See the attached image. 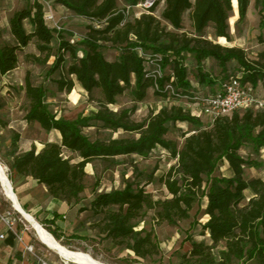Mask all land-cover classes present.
Wrapping results in <instances>:
<instances>
[{
    "label": "trees",
    "instance_id": "trees-1",
    "mask_svg": "<svg viewBox=\"0 0 264 264\" xmlns=\"http://www.w3.org/2000/svg\"><path fill=\"white\" fill-rule=\"evenodd\" d=\"M163 1L164 8L158 14ZM233 1L155 0L148 9L131 18V10H138L136 6L146 0H54L89 22L85 25V36L72 41V34L64 30L57 33L46 25L44 6L39 0H27V6L9 18L15 43H0V93L5 77L19 65V53L34 43L38 54H26V62L43 72L38 80L33 79L31 70L25 73L24 119L28 126L38 123L47 133L58 132L60 138L48 141L41 150L33 146L20 151L22 134L9 128L11 121L0 115V127L11 134L5 146L6 156L2 151L4 138L0 143V156L7 159L13 184L17 176L30 177L45 186L55 200L71 205L88 188V165L97 168L100 164L106 170H114L126 164L127 158L150 159L160 149L174 163L159 176L157 167L146 173L144 181L131 182L122 174L123 184L102 192L98 176L95 197L78 210L92 212L89 231L96 230L99 237L130 251L136 260L150 257L164 264L165 253L155 226L187 222L189 228L183 244L189 242L191 252L172 254L171 257L177 255L182 260L179 264H264V179L244 178L246 167L261 168L264 162L241 154V149L248 146L256 155L264 149V108H242L208 125L179 105L153 110L141 122L133 119L135 107L112 108L118 97L126 93H130L134 102H144L150 89L164 101L197 97L193 95L187 55L194 57L202 85L212 89L220 85L222 91L226 83L237 78L244 86L250 85L254 94L264 84V50L250 57L241 47L208 38V30L213 29L216 38L233 43L230 24L235 16ZM236 1L238 28L247 19L252 0ZM255 7L263 29L264 0H255ZM27 20L31 32L25 29ZM185 21L191 30H185ZM106 50L116 51L118 57L109 60ZM207 59L216 61L223 75L213 79L205 74L202 65ZM155 60L161 65V77L150 74L154 70L150 62ZM231 64L238 74L228 75ZM57 72L59 77L52 79ZM169 84L174 93L166 90ZM77 86L98 104L96 111L69 119L59 115L54 103L44 100L49 95L70 93ZM178 124L193 127L183 130L181 145L176 139L167 138L171 128ZM90 127L114 133L123 131L129 136L93 138L84 132ZM222 159L228 161L232 176L215 175ZM129 162L139 177L143 172L136 169L134 158ZM154 182L166 188L169 197L155 199L147 190ZM149 212H153L155 225L140 226ZM202 218L209 242L196 240L192 233ZM48 230L56 240L61 239L58 232ZM84 236L75 233L72 238ZM223 242L226 248L216 252Z\"/></svg>",
    "mask_w": 264,
    "mask_h": 264
},
{
    "label": "rangeland",
    "instance_id": "rangeland-1",
    "mask_svg": "<svg viewBox=\"0 0 264 264\" xmlns=\"http://www.w3.org/2000/svg\"><path fill=\"white\" fill-rule=\"evenodd\" d=\"M7 0H0V4H6ZM22 0H10V4L12 6L20 7ZM164 8V1L161 3L159 7L158 14L161 13V11ZM139 11L138 10H131V18H135ZM234 15L236 17L234 22H230L231 24V32L233 35V43L235 45H242L243 48H247V53L250 57H255L253 54V46L257 44V39H264V28L261 29L259 26L260 23V14L259 11L255 7V0H252L250 9L248 11L247 19L245 22L240 23L238 28H236L235 23L238 20L237 12L234 11ZM59 24L63 28L61 31L64 30V32H68L73 35L72 41L80 40L85 33V24L86 21L82 19H76L73 16L67 15V13L61 14V19L59 21ZM186 28L185 30L189 29V23L185 21ZM60 31V32H61ZM57 32V31H56ZM58 33V32H57ZM215 31L213 29L208 30V38L212 41L216 40L215 37ZM0 42H11L10 36H0ZM2 44V43H1ZM38 54V51L36 49V46L34 43H31L24 51L19 53V65L17 69L6 79L7 84H4L3 91L0 93L1 101L3 105V109L0 110V115H4V117L13 123V125H9V128L17 130L16 128L20 129V123L24 117H25V92L23 90L24 85V77L27 70H31L33 73V79L38 80L40 78L41 73L43 70L38 66H33L26 62V54ZM106 56L109 60H115L118 57V53L114 50H106ZM186 64L189 67L190 70V79L192 82V85L194 86L195 92H200L202 95L207 97H212L213 92L210 91V88L208 86H202L198 85L197 82L199 81L198 76V70H197V64L192 55L186 56ZM204 67L206 68V71L204 73L213 74V76L217 75H223L221 68L217 64L216 61L210 60L207 63H204ZM208 71V72H207ZM229 74H238L237 69L234 68V64L229 65ZM222 73V74H221ZM59 77V73L57 72L54 74L51 78L57 79ZM204 87V88H203ZM215 87L213 91H216ZM98 95V93H97ZM255 96L257 98H260L259 100L264 101V90L260 88L256 91ZM45 102L47 103H54L55 104V110L58 111L60 116L69 118V119H76L79 115H89L91 112L96 111L98 108V104L95 101H92L88 98L87 94L81 89L80 86H77L72 92L70 93H60L56 96H46L44 98ZM195 100V99H193ZM190 103L186 102V99L182 98L179 100H169L164 101L162 98H159L155 93L154 89H150L148 93V97L144 102L136 103L132 100V97L130 93H126L123 96H119L117 99V104L112 106L115 110H120L123 108H126L128 110L132 109L133 107L136 108L135 113L132 115L133 119L136 122L143 121L151 111L153 110H159L160 108H163L164 106H173V105H179L184 106L187 111H190L194 116H197L201 119L203 124L208 125L212 121L209 116L202 114L203 106L200 108H196L192 106L191 101ZM193 102H199L198 100H195ZM200 103V102H199ZM201 109V110H200ZM14 126V127H12ZM193 127L188 124H178L176 127L171 128L169 135L167 138H173L176 139L179 144L181 145L183 143V137L182 132L183 130H190ZM85 134L96 137L100 136L102 138L113 136L114 138L117 137H127L129 136L128 133H125L123 131L119 132H112L109 130H98L96 127H90L85 129ZM22 139L19 142V150L25 151L30 149L33 146H36L37 150H41L45 143L48 141H59L60 135L56 132L47 133L45 130H43L38 123L33 124L32 126H28L25 128L24 131H22ZM2 136V137H1ZM11 134L7 132L5 129H2L0 127V143L2 144V151L5 153V156L7 154L6 152V145L10 142ZM2 141V142H1ZM241 154L245 158H256L257 160L264 162V149L261 150L259 155L252 154V147L248 146L246 148L241 149ZM131 159L134 158L136 161V169H139L141 172H143L139 177L136 174L135 168L130 164L129 158L126 159V164H121L116 167L114 170H106L103 166L100 164L97 165V168H94L92 165H88L86 170L89 174L88 180H87V190L86 192L81 196V203L82 204H89L90 201L95 197L94 194V185L96 183V180L98 176H100V192L117 188L121 184H123V177L122 174H124L125 180H131V182L140 179L141 181H144L146 178V173H152L158 168V171L156 172V175L159 176L160 174L166 172L169 167L174 163L173 160L169 158L167 153L163 150H157L150 159H142V158H136V157H130ZM122 160V159H120ZM0 161L2 165L4 166L8 176L10 177V169L9 164L7 162V159L5 157L1 158ZM233 172L230 168V165L226 159H222L219 162L218 168L215 172L216 176L219 177H230L232 176ZM260 177L264 179V166L261 168H245L244 172V178L246 180ZM21 177L17 176L15 178V184H13V188L16 192L18 189V183L19 179ZM31 178H27L26 182H31ZM148 192H150L155 199H166L169 197L168 190L164 188L162 185H159L158 183H152L149 186H147ZM248 196H250V192L247 191L246 193ZM0 201L3 204L2 207L11 208L10 204L6 200V198L3 196L1 189H0ZM205 203H203L204 208ZM196 209H194L193 214L196 212ZM153 212H149L141 222L140 226L151 228L154 226V222L152 219ZM16 216L21 220L20 223L23 225H27L30 228L29 236L32 240V243L34 244L35 248L40 249V253L49 256L48 254L51 253V258H54L58 260L60 257L54 253L51 252L45 245H43L38 238L36 237L35 232L31 229L30 225L22 218V216L16 212ZM204 218L200 219V223L196 226V228L192 231L193 236L198 241H207L209 242V234L208 232H204L201 230L200 226H203ZM47 231H49L47 227L43 226ZM189 228V225L187 222H181L177 226H170L168 222H164L163 224L159 226H155L156 231L158 232V235L161 240V247L163 252L165 253V264H177V262L180 260V258L175 255L170 260V257L175 252H180L182 254H185L186 248L190 247V243H184L183 240L187 237V229ZM69 231H72V228L69 225ZM85 235L84 237H77L73 238L72 240H62L59 241L62 245L66 246L67 248L71 250H81L84 252H87L91 254L94 258L107 263V264H159L157 262H154L149 258H146L144 260H136L132 259L131 256L128 254L126 249L121 247H116L109 241H106L96 235H91L89 232H83ZM226 248V244L223 242L218 245L216 252L218 250H224ZM172 261V263H171Z\"/></svg>",
    "mask_w": 264,
    "mask_h": 264
},
{
    "label": "crops",
    "instance_id": "crops-1",
    "mask_svg": "<svg viewBox=\"0 0 264 264\" xmlns=\"http://www.w3.org/2000/svg\"><path fill=\"white\" fill-rule=\"evenodd\" d=\"M9 1L10 0H7L6 4H4V5L0 4V36H10V38H11L10 43L14 44L15 40L13 38V35L11 33V29L9 26V18L12 16V14L16 10H20V9L26 7L28 2H27V0H22L21 6L16 7V6H12ZM50 1L53 2L52 10H53L55 18L58 22L61 19V14L67 13V15L73 16L77 20L82 19V20L86 21V24L89 23L85 18L77 16L75 13H73L72 11L66 9L65 7H63L61 5L55 4L54 0H50ZM25 29L27 30V32L32 31V26L28 20L25 23ZM189 30H191V26H189ZM85 34H86V29H85L84 36H85ZM219 39L220 38H216V40L214 42L220 43ZM256 42H257V44H255L252 47L254 49L252 52L255 56L258 54V52L264 50V39L263 40L257 39ZM0 43L5 44L7 42H4V43L0 42ZM8 44H9V42H8ZM220 44H222V43H220ZM223 45L238 46V47L243 48L242 45H235V44H228V43L223 44ZM243 49L248 51L247 48H243ZM210 60H212V59H207L204 63H207ZM204 63L202 65V67H203V71H206V68L204 67ZM14 71L9 73L5 77L4 82H3V86H4V84H7V82H6L7 77H9ZM209 73L210 72H208L207 74H209ZM205 74H206V72H205ZM210 75L212 76L213 79H215L216 76L214 77L212 73ZM217 76H219V75H217ZM197 84L201 85V83L199 81L197 82ZM202 86H205V85H202ZM193 88H194V86H193ZM260 88H262L264 90V84H261L258 89H255L254 94H256V91L259 90ZM220 89H221V86L219 85V86H217L216 91H213L212 88H210V91L214 93L213 94V96H214L220 92ZM193 95L199 96V97H207V96L202 95L200 92H195V91H193ZM193 99H194V97H189L188 99H186V102L190 103L189 101H191L192 106H194L196 108H200L201 106H203L199 102H193V101H195ZM258 99H261V97ZM13 123L14 122H12L11 125H13ZM18 125H20V129L16 128L17 129L16 131L21 134L22 131H24L25 128L27 127L28 121L23 119L20 123H18ZM12 127H14V126H12ZM56 133H58V132H56ZM27 178H30V177L25 176V177H21L19 179L18 189L16 190V193L18 195V199L20 201L22 208L24 207L26 209L25 210L26 212H28L32 216H34V218L39 223H42L41 224L42 226H45L52 231L55 230L56 232H58V234H60V236H61V239L59 241H62V240L70 241L73 239L72 236L75 233L84 234L83 232H89L93 236L97 234L96 230L93 232H90L89 228H88V224L90 223L91 218H92V212L85 211L84 213H79V211H78L79 207L81 205H83L80 200L77 203L71 204V205L67 204L65 201L55 200L53 197H51L49 195L48 190L45 186L39 185L38 182L32 178H31L32 179L31 182H26ZM84 205H88V204H84ZM2 206H3V204L0 201V210L8 209V208L2 207ZM56 215H60V217H56ZM15 216H16V211H15ZM16 218L18 221H17V224H16L14 231L8 230L6 228V226L0 221V236H1V234H4V236H5L3 239L0 237V264H38L36 258L33 256V254L29 253L25 247L26 244H32L34 246V244L32 243V240L29 236L30 228L26 224L22 225L20 223L21 220L17 216H16ZM69 225L72 228V231L68 230ZM16 233L20 234L24 238L25 243H21L17 239ZM35 250L38 253H40V249L35 248ZM127 252L131 256V258L133 259L134 256L132 255V253L130 251H127ZM48 255L49 256L44 255V257L49 259L50 261H53V262L57 261L56 259L51 258V253ZM149 259H151V258L149 257ZM171 259H172V257H170V260ZM181 261L182 260L180 259L177 262V264H179ZM171 263H172V261H171Z\"/></svg>",
    "mask_w": 264,
    "mask_h": 264
},
{
    "label": "built area",
    "instance_id": "built-area-1",
    "mask_svg": "<svg viewBox=\"0 0 264 264\" xmlns=\"http://www.w3.org/2000/svg\"><path fill=\"white\" fill-rule=\"evenodd\" d=\"M39 1L44 6V20L46 25L49 28L60 32L63 28L55 18L52 10V2L50 0ZM154 1L155 0H146V2L138 4L136 6V9L139 10L138 15H140L142 11L152 6ZM156 58L158 59L159 57L157 56ZM150 63L154 67V70L150 74L161 77L162 68L161 65L158 64V61L155 60L151 61ZM166 90L170 91L171 93L175 92L171 84L166 86ZM194 99L198 100L203 105L202 114L209 116L211 121H214L216 118L221 116H231L235 111L246 107L254 106L258 108H264V101L259 100L253 94L252 87L250 85L244 86L237 78H232L228 83L225 84L222 91L212 97L197 96L194 97ZM0 221L6 226L8 230L14 231L18 221L15 216V210L12 208L0 210ZM0 237L3 239L5 236L4 234H1ZM16 237L21 243H25L24 238L20 234L16 233ZM25 247L29 253L33 254L38 264H76L61 257L57 261L53 262L45 258L44 255L38 253L32 244H26Z\"/></svg>",
    "mask_w": 264,
    "mask_h": 264
},
{
    "label": "bare ground",
    "instance_id": "bare-ground-1",
    "mask_svg": "<svg viewBox=\"0 0 264 264\" xmlns=\"http://www.w3.org/2000/svg\"><path fill=\"white\" fill-rule=\"evenodd\" d=\"M234 9L238 15L237 2L234 0ZM236 19L233 16L230 22H234ZM219 42L222 44H227L226 38H220ZM132 81L135 82V75H132ZM0 189L3 196L6 198L11 208L18 212L22 218L30 225L31 229L35 232L38 240L45 245L50 251L56 253L59 257L72 261L76 264H107L96 258L91 254L81 251V250H71L66 246L62 245L56 238L47 231L30 213L26 212L18 199V195L13 188V182L8 176L4 166L0 161ZM201 230L208 232L204 227L200 226ZM191 248L188 247L185 250L186 255H190ZM149 258V257H148Z\"/></svg>",
    "mask_w": 264,
    "mask_h": 264
},
{
    "label": "water",
    "instance_id": "water-1",
    "mask_svg": "<svg viewBox=\"0 0 264 264\" xmlns=\"http://www.w3.org/2000/svg\"><path fill=\"white\" fill-rule=\"evenodd\" d=\"M234 2V1H233ZM237 2V1H236ZM233 7H234V4H233ZM234 11H235V9H234Z\"/></svg>",
    "mask_w": 264,
    "mask_h": 264
}]
</instances>
